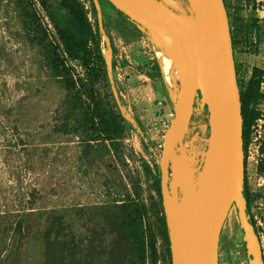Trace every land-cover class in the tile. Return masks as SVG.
Wrapping results in <instances>:
<instances>
[{
  "label": "rangeland",
  "instance_id": "1",
  "mask_svg": "<svg viewBox=\"0 0 264 264\" xmlns=\"http://www.w3.org/2000/svg\"><path fill=\"white\" fill-rule=\"evenodd\" d=\"M47 1L52 14L61 16L57 0ZM79 1L94 28L102 29L99 48L106 73L97 80L94 92L121 119L123 134L105 144L86 141L66 119L65 89L44 59L41 44L66 58L55 20L38 0H19L21 8L16 0H0V264H45L48 250L42 236L49 217L56 218L67 238L75 241L73 264H134L126 231L116 233L105 218L108 212L118 216L119 206L128 201L144 210L143 230L157 251L155 264H168L159 157L173 117L178 72L147 30L115 8L103 12L98 0ZM165 1L183 17H194L186 0ZM224 1L238 23L232 25L233 58L243 85L254 67L264 68V0ZM94 7L100 15L96 23ZM104 32L106 40L101 36ZM65 61L74 78L84 75L78 63ZM260 91L262 115L251 127L245 152L243 148V184L255 224L252 240L264 257V174L257 171L264 75ZM202 110L197 101L194 121L182 137L188 183L196 178L207 146ZM180 190L173 191L178 198ZM221 230L220 264H251L235 206ZM55 259L68 261L60 254Z\"/></svg>",
  "mask_w": 264,
  "mask_h": 264
},
{
  "label": "water",
  "instance_id": "2",
  "mask_svg": "<svg viewBox=\"0 0 264 264\" xmlns=\"http://www.w3.org/2000/svg\"><path fill=\"white\" fill-rule=\"evenodd\" d=\"M107 1L162 46L163 29L182 58L173 117L159 157L160 198L171 264H218L220 233L232 206L250 263L263 264L245 213L240 91L223 0H186L193 18L183 17L161 0ZM96 10L98 15L99 8ZM197 93L209 114L207 146L196 178L192 183L186 179L178 198L170 189V159L184 149L182 137L195 110Z\"/></svg>",
  "mask_w": 264,
  "mask_h": 264
},
{
  "label": "trees",
  "instance_id": "3",
  "mask_svg": "<svg viewBox=\"0 0 264 264\" xmlns=\"http://www.w3.org/2000/svg\"><path fill=\"white\" fill-rule=\"evenodd\" d=\"M18 7L21 8L19 0H16ZM248 1V0H246ZM40 6L45 12L53 17L55 20V27L58 39L62 46V52L65 59H62L52 46L41 44L46 65L51 70L53 77H55L65 89V109L66 119L75 124L77 131L85 135L86 141H100L105 144L107 141H114L123 134L124 126L121 119L113 111V108L105 100L100 99L94 92V85L102 74H105V63L102 58L99 39L100 30L94 28L89 21L88 12L84 5L79 0H57L58 8L62 12L61 16L56 13L52 14L53 9L47 0H38ZM100 7L105 12L106 7L114 8L107 0H98ZM226 14L228 18L229 31L231 36L232 50H234V38L232 25L237 27L238 23L233 19L227 10L225 1L223 0ZM95 14V23L97 21V10L92 9ZM122 17L129 20L122 13L117 11ZM131 21V20H130ZM234 21V22H233ZM96 26V24H95ZM107 34V32H104ZM66 59L76 62L84 70L82 77L74 78L66 68ZM159 71V66H156ZM236 77L238 75V68L235 64ZM264 71L262 68H253L249 79L243 85L237 83L240 91V103L242 114V130H243V148L244 152L248 143V138L251 132V127L254 122L261 117V112L258 105L263 98L260 91V84L262 83V76ZM197 101L201 102L200 94H196L193 109L196 108ZM201 121L208 127V110L204 103ZM194 114H192L189 125L194 121ZM264 121V115H263ZM260 158L257 164V171L264 174V122H263V138L259 148ZM158 190L160 193V181L158 182ZM157 183V185H158ZM243 196L246 201L245 213L248 216L250 227L255 234V224L250 214L249 209V195L246 185H243ZM119 215L116 216L111 212L105 214V218L116 233L126 231L128 242L133 250L136 261L134 264H145L150 260L152 264L157 262V251L155 246L147 241L143 230V216L144 210L140 204L134 201L119 206ZM162 225L166 238V254L168 264H171V255L169 249L168 230L166 227L165 217L162 212ZM48 227L43 233L42 240L48 253L46 254L45 264H73L71 258V250L77 247L74 240L67 238L64 228H60V224L56 218H46ZM62 237V238H61ZM75 243V244H74ZM57 247L52 252L53 248ZM246 248V247H245ZM68 258V261L56 262L55 256ZM66 254V255H65ZM251 261V256H249ZM264 264V257L261 255Z\"/></svg>",
  "mask_w": 264,
  "mask_h": 264
},
{
  "label": "bare ground",
  "instance_id": "4",
  "mask_svg": "<svg viewBox=\"0 0 264 264\" xmlns=\"http://www.w3.org/2000/svg\"><path fill=\"white\" fill-rule=\"evenodd\" d=\"M161 1L166 3L165 0ZM161 32L165 40L162 51L171 62L175 72H178V79H180L182 76V58L169 35L163 29ZM176 93L177 91L175 92V96ZM187 159L188 155L181 149L177 151L176 157H171L170 159L171 175L169 184L172 191L183 187L184 182H186V179L188 178V165L186 164Z\"/></svg>",
  "mask_w": 264,
  "mask_h": 264
},
{
  "label": "crops",
  "instance_id": "5",
  "mask_svg": "<svg viewBox=\"0 0 264 264\" xmlns=\"http://www.w3.org/2000/svg\"><path fill=\"white\" fill-rule=\"evenodd\" d=\"M222 237V230H221V233H220V239H219V248H218V264H220V243H221V238Z\"/></svg>",
  "mask_w": 264,
  "mask_h": 264
},
{
  "label": "built area",
  "instance_id": "6",
  "mask_svg": "<svg viewBox=\"0 0 264 264\" xmlns=\"http://www.w3.org/2000/svg\"><path fill=\"white\" fill-rule=\"evenodd\" d=\"M103 38L105 39V37H103ZM105 40H106V39H105ZM262 69H263V71H264V68H262ZM187 129H188V128H187ZM187 129H186V130H187Z\"/></svg>",
  "mask_w": 264,
  "mask_h": 264
}]
</instances>
